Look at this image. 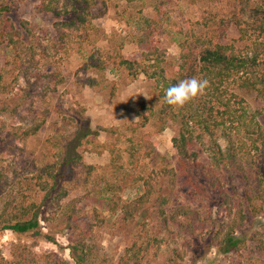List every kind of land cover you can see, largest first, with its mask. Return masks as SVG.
<instances>
[{"label": "rangeland", "instance_id": "1", "mask_svg": "<svg viewBox=\"0 0 264 264\" xmlns=\"http://www.w3.org/2000/svg\"><path fill=\"white\" fill-rule=\"evenodd\" d=\"M96 2L93 14L98 18L92 21L94 29L89 38L76 39L66 51L55 54L48 44L56 38V19L50 13L39 12L41 0H9L7 16L17 26L21 20L27 21L35 38L49 49L50 59L38 56L34 61L37 65L32 68L28 60L22 61L24 70L20 71L21 67L12 64L13 51L0 46V74L6 84L12 85L2 93L4 98L0 102L7 97L10 108L18 102L22 105L15 114L9 111L10 114L0 116V213L8 202L18 208L37 205L30 218L36 217L40 223V233L19 236L0 231V261L12 259L13 253L24 250L32 264H75L78 254L82 255L81 250L85 249L91 254L88 264H264V206L262 214L247 212V218L241 222L236 215V203L224 204L220 193L211 190L207 176L201 173L202 166H208V175L220 179L228 195L243 199L247 210L245 193L256 178L264 179V162L254 158L255 174H250V183L226 167L220 175L208 140L197 142L189 149L199 155L194 175L208 191L195 196V185L180 169L179 154L173 144L179 132L176 123L155 133L152 120L134 134L137 143L148 136L156 154L142 160L138 171H134V179H141L138 184L113 195L122 202L116 212L109 209L103 191L120 180L109 169L110 156L101 145L115 142L117 136L98 134L97 127L119 128L118 146L125 150L133 136L128 126L138 121V108L153 102L151 106L159 111L162 104L156 100L154 84L143 77L132 82L127 72L115 71L113 67L102 73L85 69L87 63L102 61L106 55L143 62L144 54L154 49L165 50L166 58L176 62L183 51L180 45L196 46L197 38H208L209 29L216 30L218 36L226 30L225 36H220L222 44L233 45L249 55L258 48L264 58V36L257 38L251 34L242 40L238 28L229 26L240 15L241 0ZM21 30L27 37L22 27ZM51 72H59L64 83L55 86L46 79ZM38 74L41 79L36 77ZM91 79H96L97 85L92 87ZM114 86L117 90L113 97ZM243 96L249 116L253 114L264 131V100L256 93L243 92ZM35 126L38 131L30 138H24L18 129ZM88 131L90 134L83 139ZM218 143L223 149L227 147L224 138L220 137ZM80 157L85 165L94 168L91 175L84 166L77 165L78 161H72ZM68 161L73 163L66 165ZM59 164L60 177L63 176L54 188L43 189L38 175L43 174L48 181L43 168ZM149 180L155 186L151 200L125 219L122 206L143 195ZM181 206L190 207L201 219L211 217L210 235L189 237L182 232L175 223ZM219 207L223 208L220 212ZM161 209L165 214L159 217ZM219 224L226 225V231L234 226L235 235L242 239L236 252L225 253L212 243L210 236Z\"/></svg>", "mask_w": 264, "mask_h": 264}, {"label": "trees", "instance_id": "2", "mask_svg": "<svg viewBox=\"0 0 264 264\" xmlns=\"http://www.w3.org/2000/svg\"><path fill=\"white\" fill-rule=\"evenodd\" d=\"M126 1L133 3L135 0ZM240 3L242 6L240 15L231 20L229 26L233 25L238 28L242 40L251 34H255L257 38L263 37L264 0H241ZM96 4V0H41L38 6L39 12L50 13L56 19L53 24L56 38L51 39L48 44V46L51 45L55 54L66 51L70 43L76 39L84 41L89 38L91 30L94 29L92 21L98 18L97 15L93 14ZM9 12V0H0V46L9 47L13 51V61L15 63L12 64L21 67L20 71H22L24 70L22 61L28 60L32 68L33 65H37L34 61H37L36 58L38 56L43 57L44 60L50 59L49 49L46 46L43 47L44 45L35 38L33 28L29 23L24 20L20 21V26L27 34L26 37L21 27L17 26L7 16ZM246 16L249 17L248 20H246ZM249 20H252L253 23H249ZM225 31L220 36L224 37ZM206 36L208 38L204 40L197 38V45L194 47L190 43H182L180 45L183 50L182 55L176 62L166 58L165 50L154 49L145 53L146 55L144 54L143 62L145 63L127 60L122 55H106V58L102 59V61L85 65L86 70L92 69L99 73L105 72L108 67H113L118 72L125 71L128 73V78L133 82L143 77L154 84V89L157 93L156 100L161 101L162 104L159 111L153 109L151 106L153 102L148 106L145 105L138 108L136 112L138 121L128 126L133 136L128 139L130 145L125 150L118 146L121 140L119 128L97 127L98 134L105 133L117 136L115 142L101 145L102 151L110 156L109 169L120 180L119 184L108 185L109 187L107 186L103 191L105 194L104 201L109 205V209L112 212H116L122 203L119 197L115 198L113 195L123 193L127 189L134 187L135 183L138 184L141 179H134V171H138L142 160L156 154L148 136L138 139V143L135 137L138 130L146 128L152 120H154L155 133L163 132L169 123L179 125V132L173 138V144L179 154L180 169L184 171L187 180H192L195 185V196L205 194L208 191L196 180L194 175L199 155L195 151L190 152L189 149L197 142L208 140V149L212 151L215 166L220 175L223 174V167H226L229 170L238 172L241 175V179L243 178L250 183L251 175L255 174L256 163L254 158H260L264 162V131L255 116L253 114L249 116L246 109V100L243 96V92L256 93L259 99L264 100V58L260 57L261 52L258 48L254 50L253 55H249L238 51L233 45L222 44V39H220L214 29H209ZM198 49L199 53L197 54ZM36 77L41 79L40 74L36 75ZM191 77L207 79L210 82L206 95L184 107L169 105L165 100L166 89L177 84L180 80ZM46 79L52 81L55 86L64 83V78L59 72L48 73ZM90 83L92 87L97 85L96 79H91ZM11 88L12 85L6 84L3 75L0 74V99L4 98L2 93L9 91ZM116 90L117 86H114L113 97L116 94ZM19 98L17 99L21 101L22 98ZM10 105V100L5 97L4 102H0V116L10 114L9 111L14 112L11 114H15L17 109L22 106L19 102L12 108H10ZM18 129L24 138H30L36 135L38 126L27 129L19 127ZM89 134L90 131L84 133L82 138L84 139ZM220 137L227 141L225 149L218 143ZM248 147L250 148L248 149ZM125 153H127L126 160H124ZM191 156H194L195 159L191 158ZM191 159L193 160L192 162L190 161ZM72 161H78V166H84L88 170L87 174H92L91 171L94 168L90 165H85L81 157L78 159L74 158ZM72 161H68L66 165L73 163ZM198 166L200 167L201 164H198ZM61 167L59 164L48 165L43 168L42 171L49 177L47 181L43 179V174L38 175L37 179L43 189H51L57 185V179L63 176L61 175L60 177ZM201 173L207 176L211 190H216L220 193L224 204L236 203L234 205L237 208L236 215L241 222H244L247 218V212L254 215L262 214L264 206L263 178H259L258 181H256L258 179L256 178L254 184H249V188L245 193L248 207L246 210L244 209L243 199L228 195L220 179H213L211 177L212 174L208 175L210 173L208 166H202ZM146 187L143 195L122 206L125 219L131 218L133 213L142 209L151 200L155 186L149 180ZM110 201H112L111 205ZM163 201L166 203L167 200L164 198ZM7 210H10L11 213H8ZM36 210L37 205H27L18 208L11 202L6 203L0 213V231H11L19 236L33 232L40 233L38 218H30L35 215ZM221 210L223 208L219 207L218 212ZM163 214L165 213L161 209L159 217ZM176 220V225L189 237L200 235L205 238L213 230L211 217L201 219L193 209L187 206L178 208ZM225 227L226 225L219 224V228L210 236L212 243L223 249L225 253L236 252L243 241L235 235L234 226H231L228 231L225 230ZM83 248H85V245ZM81 251H83L82 255L78 254L75 264H88L91 257L90 251L87 252L85 249ZM0 264H32V262L29 260L28 253L20 250L19 253L12 254V259H2Z\"/></svg>", "mask_w": 264, "mask_h": 264}, {"label": "clouds", "instance_id": "3", "mask_svg": "<svg viewBox=\"0 0 264 264\" xmlns=\"http://www.w3.org/2000/svg\"><path fill=\"white\" fill-rule=\"evenodd\" d=\"M209 87L210 82L207 79L197 77L183 79L166 89L165 100L171 106L184 107L206 95Z\"/></svg>", "mask_w": 264, "mask_h": 264}, {"label": "crops", "instance_id": "4", "mask_svg": "<svg viewBox=\"0 0 264 264\" xmlns=\"http://www.w3.org/2000/svg\"><path fill=\"white\" fill-rule=\"evenodd\" d=\"M133 82V81H132ZM135 82V81H134Z\"/></svg>", "mask_w": 264, "mask_h": 264}]
</instances>
